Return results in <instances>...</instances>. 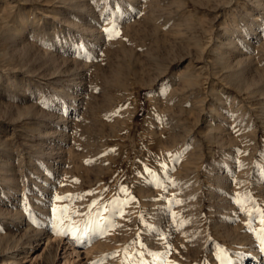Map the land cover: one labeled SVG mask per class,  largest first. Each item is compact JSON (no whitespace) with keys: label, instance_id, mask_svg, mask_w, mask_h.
<instances>
[{"label":"rangeland","instance_id":"374dc122","mask_svg":"<svg viewBox=\"0 0 264 264\" xmlns=\"http://www.w3.org/2000/svg\"><path fill=\"white\" fill-rule=\"evenodd\" d=\"M135 1L0 0V264H264V0Z\"/></svg>","mask_w":264,"mask_h":264},{"label":"bare ground","instance_id":"6f19581e","mask_svg":"<svg viewBox=\"0 0 264 264\" xmlns=\"http://www.w3.org/2000/svg\"><path fill=\"white\" fill-rule=\"evenodd\" d=\"M133 1H135V0H133ZM138 1V0H137ZM258 1H260V0H258ZM136 2V1H135ZM139 2V1H138ZM255 2V1H254ZM263 3V2H262ZM135 4V3H134ZM256 4H258V3H256ZM264 5V4H263ZM259 6L262 8L263 6H261V3L259 4ZM133 7V6H132ZM130 10H131V8H130ZM13 32V31H12ZM11 31L10 32H8L7 30H5V31H3V30H1L0 31V35L2 36V37H4V38H6L7 36H8V34H11L12 33ZM242 34L244 35V36H246V33L245 32H243L242 31ZM21 38V37H20ZM231 39H230V41H229V45H233V43L235 42V40H234V37H233V35H232V37H230ZM19 39V38H18ZM16 40H17V38H15L14 39V41L16 42ZM6 41H8V40H6ZM17 41H20V40H17ZM11 43L13 42V41H10ZM14 43V42H13ZM12 43V44H13ZM15 44V43H14ZM6 45H7V43H6ZM16 45L18 46V44L16 43ZM15 46V45H14ZM13 46V47H14ZM16 47V46H15ZM5 47L2 49H0V54L1 55H4L5 54ZM11 49V48H10ZM226 66V65H225ZM70 90V89H69ZM69 93H70V91H68ZM73 96V95H72ZM70 97H71V95H70ZM219 110V107H214V108H212V117L213 116H215V114L217 113V111ZM263 111H264V108H263ZM264 113V112H263ZM218 114V113H217ZM232 115V114H231ZM263 115V114H262ZM223 117V119H224V121H225V123H226V121H229L228 120V118H227V116H222ZM62 118V117H61ZM68 119V118H67ZM69 120V119H68ZM159 125V124H158ZM160 126V125H159ZM44 127V126H43ZM65 127V126H64ZM157 127V126H156ZM42 128V127H41ZM151 128V127H150ZM158 129V128H157ZM152 130V129H151ZM155 130V129H154ZM219 130V129H218ZM40 131V130H39ZM156 131V130H155ZM160 131V130H159ZM161 131H162V129H161ZM66 133H67V131H66ZM226 133V132H225ZM158 134H159V132H158ZM157 136V135H156ZM222 136V135H221ZM155 137V136H154ZM158 137V136H157ZM164 136H162V138H163ZM153 138V137H152ZM160 138V137H159ZM219 138V137H218ZM163 140V139H162ZM162 140H160V142H162L163 143V141ZM219 141V140H218ZM222 141V140H221ZM154 142V141H153ZM159 142V144H161ZM65 143V142H64ZM165 143V142H164ZM159 144H157V145H159ZM49 145H50V143H49ZM166 145V144H165ZM48 146V145H47ZM172 146V145H171ZM44 147H45V145H44ZM48 147H50V146H48ZM53 147V146H52ZM157 147V146H156ZM54 148V147H53ZM155 148V147H154ZM158 148V150H160V146L159 147H157ZM52 149V148H51ZM161 149H162V147H161ZM168 149V148H167ZM167 149H165V153H166V150ZM171 149H173L172 147H171ZM156 150V149H155ZM158 150H157V152H158ZM169 150V149H168ZM163 151V150H162ZM161 151V152H162ZM170 151V150H169ZM44 152V151H43ZM45 153V152H44ZM168 153V152H167ZM48 155H49V153H47ZM155 155H157V154H155ZM168 156V155H167ZM154 177V176H153ZM162 177V176H161ZM221 177V176H220ZM155 178H156V175H155ZM160 178V177H159ZM166 178V177H165ZM222 178V177H221ZM157 180H158V178H156ZM7 180V179H6ZM162 180H164V178H162ZM219 180V179H218ZM166 181V180H165ZM6 183H8V182H6ZM14 207V206H13ZM11 208V207H10ZM14 208H16V207H14ZM2 210V209H1ZM5 210V209H4ZM14 210V209H13ZM8 211H9V209H8ZM8 211H6L7 213H8ZM1 212H3V211H1ZM10 212H13V211H11V209H10ZM15 212L17 213V210H15ZM20 213V212H19ZM18 213V214H19ZM1 214V213H0ZM4 214H6L5 212L1 215L2 217H4ZM9 214H7V216H8ZM14 215H15V213H14ZM6 216V215H5ZM10 216V215H9ZM8 216V217H9ZM11 216H12V213H11ZM16 216H17V218L19 217L17 214H16ZM16 216H14V217H16ZM6 218V217H5ZM10 218V217H9ZM12 218H13V216H12ZM16 218V219H17ZM2 219V218H1ZM5 220V219H4ZM3 221V220H2ZM13 221H16L14 218H13ZM45 231V230H44ZM41 232V231H40ZM40 232H37V235L39 236V234L38 233H40ZM48 240V239H47ZM13 247H16V246H13ZM9 249V248H8ZM11 250H13V248L11 249ZM15 250V249H14ZM11 255V254H10ZM12 255H14L13 253H12ZM13 257H11L10 259H8L4 264H20V261H18V262H13ZM15 260V259H14ZM17 261V260H16Z\"/></svg>","mask_w":264,"mask_h":264},{"label":"trees","instance_id":"16d2710c","mask_svg":"<svg viewBox=\"0 0 264 264\" xmlns=\"http://www.w3.org/2000/svg\"><path fill=\"white\" fill-rule=\"evenodd\" d=\"M139 116L142 117V116H143V113L140 112V113L136 116V118L139 117ZM136 118H135V119H136Z\"/></svg>","mask_w":264,"mask_h":264},{"label":"snow or ice","instance_id":"6c2138e0","mask_svg":"<svg viewBox=\"0 0 264 264\" xmlns=\"http://www.w3.org/2000/svg\"><path fill=\"white\" fill-rule=\"evenodd\" d=\"M59 234V233H58ZM64 234H66V233H64Z\"/></svg>","mask_w":264,"mask_h":264}]
</instances>
